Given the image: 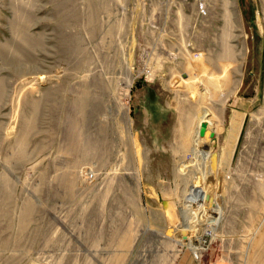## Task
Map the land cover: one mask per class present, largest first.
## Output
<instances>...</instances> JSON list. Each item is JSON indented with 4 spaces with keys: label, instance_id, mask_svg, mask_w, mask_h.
Wrapping results in <instances>:
<instances>
[{
    "label": "rangeland",
    "instance_id": "obj_1",
    "mask_svg": "<svg viewBox=\"0 0 264 264\" xmlns=\"http://www.w3.org/2000/svg\"><path fill=\"white\" fill-rule=\"evenodd\" d=\"M224 9L0 0V264H199L193 222L203 264H264V0Z\"/></svg>",
    "mask_w": 264,
    "mask_h": 264
},
{
    "label": "bare ground",
    "instance_id": "obj_2",
    "mask_svg": "<svg viewBox=\"0 0 264 264\" xmlns=\"http://www.w3.org/2000/svg\"><path fill=\"white\" fill-rule=\"evenodd\" d=\"M235 2V1H234ZM233 3V0H223V4H224V7L227 6V10L224 9L223 10V18H224V24H226V28H227V32L230 28L231 30V27H232V21L231 19L232 18V13H231V10L229 9V5ZM235 20V19H234ZM231 26V27H230ZM225 27V26H224ZM224 29V28H222ZM223 31V30H222ZM226 30L224 29V34H227V32H225ZM223 34V33H222ZM222 37V36H221ZM237 36H234L233 38L236 39ZM227 38V36H226ZM224 41V40H223ZM227 42V41H226ZM232 48H234V51H232L231 49L227 50L229 51L228 53H233V59L230 60V62H227L231 65H235V73L238 72L239 73V65H240V62H241V58L243 57V44L240 42L239 44H237L238 46V49H236V46L234 45H231ZM229 47V46H228ZM230 48V47H229ZM237 51V52H236ZM238 59V60H237ZM218 61L215 62V68L212 70L211 74H210V78L211 80L213 81V83H219V81L222 79H225V76H223V74L225 73L224 69L221 68L219 65V62H221L220 58L217 59ZM224 62V61H223ZM226 63V62H225ZM226 63V64H227ZM231 67V66H230ZM229 71V70H228ZM223 84V82H222ZM228 90V89H227ZM237 117V116H236ZM241 120V119H240ZM237 122V121H236ZM241 124V123H240ZM232 127V126H231ZM234 128V127H233ZM238 128V127H237ZM236 129V128H235ZM233 130V129H232ZM199 136V135H198ZM235 138V137H234ZM187 143V142H185ZM213 143L214 141L213 140H210V139H199L198 142H197V145L195 146L194 150L196 151V153H199L200 158L203 159V166L206 167L205 168V171H206V174H209V169L208 168H211V167H208L210 166L209 165V159L211 157V151H212V147H213ZM233 144V143H232ZM191 145V144H190ZM228 149V148H227ZM229 152H232L231 150ZM228 157V156H227ZM231 158V157H230ZM227 161V160H226ZM212 171V170H211ZM210 171V172H211ZM218 204V208H220V203L219 201L217 202ZM203 222H198L199 225H201ZM196 224V223H195ZM194 222L192 223V225H187L188 228H189V235L188 237L185 239V238H180V243H184V244H187L195 253H199V250H200V244H199V241H200V236H199V231L196 230L195 227H197V225H195ZM264 230V228H263ZM263 230H261L260 232H263ZM260 237V236H259ZM258 237V238H259ZM257 239V238H256ZM258 240V239H257ZM258 243V242H256ZM264 244V243H263Z\"/></svg>",
    "mask_w": 264,
    "mask_h": 264
},
{
    "label": "crops",
    "instance_id": "obj_3",
    "mask_svg": "<svg viewBox=\"0 0 264 264\" xmlns=\"http://www.w3.org/2000/svg\"><path fill=\"white\" fill-rule=\"evenodd\" d=\"M213 237H215V235H213ZM179 243H180V242H179ZM180 247H181V249H180L179 252H181L184 248L191 250L190 248H188L187 246L182 245L181 243H180ZM191 251H192V250H191ZM203 251H204V249H203V247H202V249L200 250V253L203 252ZM192 252H194V251H192ZM194 253H195V252H194ZM188 261H189V254L186 253V252L184 251V252H182L181 255L179 256V258H178L176 264H187V263H189ZM211 264H212V263H211Z\"/></svg>",
    "mask_w": 264,
    "mask_h": 264
},
{
    "label": "built area",
    "instance_id": "obj_4",
    "mask_svg": "<svg viewBox=\"0 0 264 264\" xmlns=\"http://www.w3.org/2000/svg\"><path fill=\"white\" fill-rule=\"evenodd\" d=\"M198 5H199V7L201 8L200 10H201V12L203 11L202 10V8H204V6L203 5H201V3H197ZM193 253V255H194V258L199 262V264H203V261H202V252L200 253V254H198V253H194V252H192Z\"/></svg>",
    "mask_w": 264,
    "mask_h": 264
},
{
    "label": "water",
    "instance_id": "obj_5",
    "mask_svg": "<svg viewBox=\"0 0 264 264\" xmlns=\"http://www.w3.org/2000/svg\"><path fill=\"white\" fill-rule=\"evenodd\" d=\"M210 136L213 137L214 136V132H210Z\"/></svg>",
    "mask_w": 264,
    "mask_h": 264
}]
</instances>
